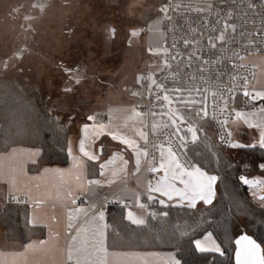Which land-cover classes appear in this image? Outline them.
Returning a JSON list of instances; mask_svg holds the SVG:
<instances>
[{"label": "snow or ice", "instance_id": "6c2138e0", "mask_svg": "<svg viewBox=\"0 0 264 264\" xmlns=\"http://www.w3.org/2000/svg\"><path fill=\"white\" fill-rule=\"evenodd\" d=\"M158 13L160 18L149 26V31L158 39L148 48L152 56L160 58L157 71L138 76L137 84L144 91L131 93L134 97L144 98L146 92L149 103L118 109L121 113L118 121L111 115L107 121L99 119V114L88 115L81 128V155L72 157L73 168L43 170L45 174L54 172L63 177L71 173L75 177V191L70 187L65 193L71 205L67 213L68 264H108L110 231L114 237L113 245L120 242L121 231L106 222L105 205L121 203L129 208L127 197L121 195L111 201L107 197L101 200L96 187L105 182L111 185L121 173L126 174L129 161L124 159L125 151L130 150L134 155L137 173L141 171L142 161H146L148 166L144 170L154 177L159 174L154 182L149 180L145 186L148 201L164 206L166 201L175 200L178 205L186 202L187 207L195 208L198 201L206 205L213 203L217 181L221 179L194 162V158L181 159L182 156L188 157L189 151L199 155L197 149L201 143L207 147L208 138L205 136L202 141L199 133L203 132L210 115V106L211 119L220 125L221 146L228 149L256 147L234 139L233 132L227 127L230 122L242 121L250 129H259L258 143L264 148V105L254 110H237L241 96L246 106L252 101H264V88L257 89L255 85L257 66L246 62L249 56H264V0H161ZM165 21L169 24L167 32L160 29ZM109 32L115 35V29H109ZM137 35V30L131 32V36ZM14 57L19 59L21 53H15ZM12 59L7 57L4 60L5 71ZM65 71L72 74L75 70ZM74 83H80L79 75L74 78ZM64 91L71 92L72 88L67 87ZM74 119L69 114L67 122ZM150 133L155 139L150 140ZM237 134L243 133L237 129ZM111 142L123 147L102 159ZM149 145L154 151H149ZM68 151L71 155V147ZM213 154L218 160L221 158L218 153ZM30 155L31 163L38 164L40 151ZM95 162H99V175L106 178L103 181L87 179L86 173L95 169ZM258 167L264 169V162ZM239 180L253 187L264 185V181L249 180L244 175H240ZM10 185L5 203H31L33 209L28 224L33 228L49 227L42 223L38 214L45 200L34 197L30 190L18 188L14 179ZM77 193L84 196L86 207L80 206L84 201L78 205ZM155 194L163 198L157 199ZM131 196L136 207H148L141 202L140 193H131ZM258 199L264 205V195ZM161 215L167 216L168 213ZM148 216L155 218L157 213L149 212ZM81 217L83 223H79ZM124 218L136 226L147 224L143 215H136L130 208ZM51 219L57 218L53 216ZM184 235L190 234L186 232ZM46 243L39 241V249L36 243H28L25 249L46 252ZM191 244L202 254L225 255L221 243L210 231L202 238L192 239ZM234 244L235 264H264V247L250 235H239ZM166 255L169 264H181L174 252ZM0 264H7L3 253H0Z\"/></svg>", "mask_w": 264, "mask_h": 264}, {"label": "trees", "instance_id": "16d2710c", "mask_svg": "<svg viewBox=\"0 0 264 264\" xmlns=\"http://www.w3.org/2000/svg\"><path fill=\"white\" fill-rule=\"evenodd\" d=\"M41 1L46 10L51 7L53 0ZM89 1L56 0L67 6L71 3L84 5ZM156 2L161 4V0ZM35 7H32L33 10H37ZM45 10L41 12L42 15ZM156 16V11L149 13L142 26H147ZM24 19L30 23L36 18L29 14ZM100 82L109 85L106 80ZM241 101L242 96L238 101L239 106ZM52 103L44 99L37 88L32 89L17 78L0 77V153L17 146L39 149V163L29 165L31 172L48 165L67 164L68 154L64 145L68 126L64 120L52 114ZM53 112H57V109ZM199 135L202 141L205 136L208 138L207 147L201 143L197 149L200 154L189 151L188 156L210 174L220 176L214 203L202 208L155 206L157 217L154 219L149 216L145 226H136L127 221L124 218V207L109 208L108 223L121 231L120 242L115 245L110 231L109 248L124 251H173L182 264H235L234 240L241 234L236 235L234 223L241 220L246 224L242 234L250 235L264 247V207L252 201L248 187L239 180L240 175L256 177L255 170L259 168V163L264 162V148L228 149L221 146L210 117ZM213 153H218L221 158L218 160ZM259 169L264 172V169ZM163 212L168 215H161ZM28 219L27 206L10 205L0 210V228L11 242L24 244L44 236L45 229L33 228L28 224ZM209 231L221 243L225 255L202 254L195 250L191 240L201 238ZM186 232L190 235H184Z\"/></svg>", "mask_w": 264, "mask_h": 264}, {"label": "rangeland", "instance_id": "374dc122", "mask_svg": "<svg viewBox=\"0 0 264 264\" xmlns=\"http://www.w3.org/2000/svg\"><path fill=\"white\" fill-rule=\"evenodd\" d=\"M34 1L0 0V77L17 78L37 88L44 99L53 102L52 114L70 125L82 113L105 107L110 99L133 97V91H143L134 84L156 64L157 57L149 53L148 43L156 44L158 37L153 32L150 37L140 28L152 11L157 16L148 27L160 18L161 4L156 0H90L88 4L67 6L53 0L42 15L33 10ZM29 14L36 18L30 23L24 19ZM109 29H115L114 36ZM133 30L139 35L131 36ZM17 52L22 58L14 57ZM7 57L13 59L5 71ZM75 68L72 74L64 72ZM77 75L78 85L74 83ZM104 80L109 85L100 82ZM67 87L72 91L66 93ZM134 99L143 103L141 97ZM69 114L75 118L71 123L67 122ZM255 173L256 177L248 179L264 181V172L258 168ZM249 187L252 193L253 186ZM234 225L236 235L244 232V221ZM3 233L0 228V244Z\"/></svg>", "mask_w": 264, "mask_h": 264}, {"label": "crops", "instance_id": "0c3cea01", "mask_svg": "<svg viewBox=\"0 0 264 264\" xmlns=\"http://www.w3.org/2000/svg\"><path fill=\"white\" fill-rule=\"evenodd\" d=\"M150 34V33H148ZM154 34V33H151ZM151 34L149 35L151 37ZM149 46L153 45V43H148ZM247 63L255 64L257 67L255 68V85L257 89L264 88V56L253 55L247 58ZM61 63V62H60ZM59 65H55V68L58 69ZM152 67L148 68L151 69ZM65 72V71H64ZM118 100H111L107 102L105 107L100 108V110H95L93 112H85L82 113L81 117L76 119L74 123L67 124L68 128L66 129V142L64 145V149L68 154V163L65 165H48L42 167L39 171L31 172L29 170V165L31 163V155L30 153L35 152V148L30 147H22L17 146L12 148L11 150L0 153V202L4 201L9 188L10 181L15 180L16 186L18 188H22L25 190H30L32 195L37 198H43L45 200V204L42 206V210H38V214L42 218V223L48 224L49 227H43L45 229L44 236L39 239H32L24 244H19L15 242H11L7 239L6 233L1 234L4 239L3 243L0 244V253L4 254V258L7 261V264H68L66 255H67V246L69 244L68 240V229H67V213L69 207H71L69 200L65 198V193L71 187L73 191L76 189L75 177L71 173L65 174L61 177L59 174L54 172H49L47 174L44 173V169H72L74 162L73 156H80L79 152V140L83 138V133L81 131L82 125L87 122L86 117L91 114H100L104 113L107 116V120L111 115L114 120L118 121L121 113L117 111L118 109H127L131 108L135 105H141V101H135L133 97H121ZM138 99V97H137ZM258 105L255 108H259L264 105V101L257 100ZM111 110V112H110ZM239 110V109H238ZM254 110V108L248 109ZM245 110V111H248ZM230 130L233 132V138L238 140L239 142L245 144H254L256 147L259 146V129H250L246 124L242 121L230 122L229 124ZM237 129L242 132V135L237 134ZM103 139V138H102ZM99 143V142H98ZM143 143V142H141ZM69 147H71V155H69ZM123 146H117L116 142H111L108 145L107 154L102 157L107 158V155H111L115 151H119ZM40 151V150H39ZM41 154V151H40ZM40 157V156H39ZM38 157V158H39ZM124 159L128 160V166L126 169V174L121 173L119 178L115 183L109 185L106 182L103 183L102 186L96 187V194L102 200L104 197H107L108 200H112L113 197L126 195V202L130 205L129 208L136 215H143L146 220L148 219V210L140 209L136 207L135 200L131 196V193H140L141 201L142 196L145 190V186L147 184L148 174L144 170V164L146 161H142V168L139 173L135 171L134 166V155L131 154L130 150L124 152ZM91 163V162H90ZM96 167L93 170H90L87 175V179H97V180H105V177H101L99 175V162H95ZM117 165H119V161H117ZM93 173L95 175H93ZM110 178V175L109 177ZM249 180H253L249 179ZM218 184V181H217ZM249 189L250 195L253 198H256V195L264 192V185H257L253 187L254 191L251 193L249 185H246ZM217 189V186H216ZM255 193V195H254ZM78 196L81 194L77 193ZM157 199L163 198L159 197L158 194H155ZM216 197V190H215ZM166 199V198H164ZM81 201L84 203L80 206H87V201L83 198H79L78 205ZM215 198L213 200V203ZM212 203V204H213ZM121 204V203H116ZM210 205L204 204L202 201L197 202V206L195 208L209 207ZM256 205L259 207H264L261 202H256ZM107 205V204H106ZM105 205V206H106ZM157 206H161L157 202ZM167 206H176V207H187V203L178 205L175 200L166 201ZM29 208V217L32 214L33 205L31 203L27 206ZM129 208H124L125 217L127 215V211ZM2 208L0 207V210ZM108 208L105 207V215L106 222L108 223ZM55 216L57 219L52 220L51 218ZM79 223H83V217L80 218ZM4 231V230H3ZM5 232V231H4ZM202 238V237H201ZM46 241V249L47 251L36 250L33 251L31 249H25V245L28 243H36L39 249V241ZM109 257L108 264H169V257L166 255L167 253L173 251H124L118 249L109 248ZM175 253V252H174ZM22 254V255H16ZM176 254V253H175ZM176 258L178 259L177 255ZM182 264V263H181Z\"/></svg>", "mask_w": 264, "mask_h": 264}, {"label": "built area", "instance_id": "2783aa9c", "mask_svg": "<svg viewBox=\"0 0 264 264\" xmlns=\"http://www.w3.org/2000/svg\"><path fill=\"white\" fill-rule=\"evenodd\" d=\"M179 22H180V23H183V21H179ZM168 28H169V24H168V22H166V21H165L164 23H162V25H161V27H160L161 31H165V32H167V29H168ZM140 31H141L142 33H146V34L150 33V31H149V27H148V26H141ZM169 38H170V37H169ZM159 62H160V58L157 57V62H156V64L152 66V68L150 69L149 72H156V71H157V69H156V65L159 64ZM149 72H148V73H149ZM148 73H146V74H144V75H147ZM142 90H143V89H142ZM143 91H144V90H143ZM142 100H143V103L141 104V106L146 105V104L149 103V98L147 97V93H146V92H144V98H142ZM243 100H244V98L242 97L241 105H240L239 108H238L239 110H248V109H251V108H255V107L258 105V101H252V102H249V103L247 104V106H246V105L243 103ZM238 109H237V110H238ZM140 110H143V109L141 108ZM209 112H210L209 117H210V119H211V106L209 107ZM225 115H227V113H225ZM99 119H101L102 121H107V116H106L104 113H100V114H99ZM211 122H212V124H213V126H214V128H215L217 141L220 143V138H219V133L221 132L220 125H219L215 120H212V119H211ZM229 124H230V123H229ZM227 127L229 128V125H228ZM229 130H230V128H229ZM149 138H150V140L155 139L154 137L151 136V133H150V137H149ZM149 151H150V152H151V151H154V149L151 148V145H149ZM149 158H150V157H149ZM186 158H189V156H188V157H184V156L181 157V159H186ZM147 166H148V165H147V162H145V164H144V169H146ZM147 174H148V177H147V183H148L149 180H153V182H154L155 178H158V175H159V174H156V177H154L153 174H151V173H148V172H147ZM145 193H146V188H145V190H144V193H143L142 201H141V202H142V203H145V204L148 205V207L146 208V209L148 210V212H155V211H154V207L157 206V202H150V201H148L147 198H146V194H145ZM79 198H80V199L83 198V195H80ZM252 201H253L254 203L258 202L256 198H253ZM10 205H17V204H15V203H5V200L2 201V202H0V207H1L2 209H5L7 206H10ZM128 205H129V204H128ZM19 206H28V205H25V204H19ZM117 206L124 207L123 204H116V203H108L105 207H107V208L109 209V208L117 207ZM129 206H130V205H129ZM124 208H125V207H124ZM156 217H157V216H156ZM156 217H155V218H156ZM152 218H153V217H152ZM155 218H154V219H155Z\"/></svg>", "mask_w": 264, "mask_h": 264}, {"label": "flooded vegetation", "instance_id": "af4514ba", "mask_svg": "<svg viewBox=\"0 0 264 264\" xmlns=\"http://www.w3.org/2000/svg\"><path fill=\"white\" fill-rule=\"evenodd\" d=\"M41 3H42L41 0H35V1L32 3V7L34 8V7L36 6L35 8H36L40 13H41L42 11L45 10L44 5H42ZM23 49L26 50V47H24ZM20 58H22V55H21ZM59 67H60V66H59ZM73 70H75V72H76V68L73 69Z\"/></svg>", "mask_w": 264, "mask_h": 264}, {"label": "water", "instance_id": "95a60500", "mask_svg": "<svg viewBox=\"0 0 264 264\" xmlns=\"http://www.w3.org/2000/svg\"><path fill=\"white\" fill-rule=\"evenodd\" d=\"M261 195H264V192H261V193H259V194L256 195V199H257V201H259V202H260V200L258 199V197L261 196ZM234 258H235V255H234Z\"/></svg>", "mask_w": 264, "mask_h": 264}]
</instances>
